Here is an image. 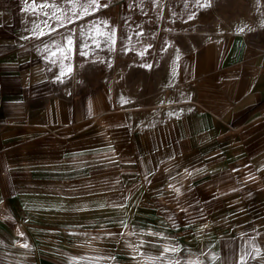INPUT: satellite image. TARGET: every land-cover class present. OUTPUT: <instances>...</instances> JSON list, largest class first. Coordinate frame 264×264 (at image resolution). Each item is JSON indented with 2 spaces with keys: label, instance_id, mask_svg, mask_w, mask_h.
Here are the masks:
<instances>
[{
  "label": "crops",
  "instance_id": "obj_1",
  "mask_svg": "<svg viewBox=\"0 0 264 264\" xmlns=\"http://www.w3.org/2000/svg\"><path fill=\"white\" fill-rule=\"evenodd\" d=\"M90 3L0 0V264H15L27 226L130 201L186 255L200 248L185 264H264V5L192 37L170 65L182 106L149 118L107 73L82 75L119 68L106 53L97 64L98 41L112 53L132 37L123 7Z\"/></svg>",
  "mask_w": 264,
  "mask_h": 264
},
{
  "label": "rangeland",
  "instance_id": "obj_2",
  "mask_svg": "<svg viewBox=\"0 0 264 264\" xmlns=\"http://www.w3.org/2000/svg\"><path fill=\"white\" fill-rule=\"evenodd\" d=\"M113 4L115 18L124 8L128 23L120 31L132 37L118 41L112 53L98 41L100 59L96 62L105 64L106 53L107 62L111 57L119 68H82V75H92L94 70L97 76L107 73L128 92L124 96L134 111L149 118H169L183 104V94L173 88L171 66L176 53L189 48L191 38L202 31H223L234 15L253 16L264 0H113ZM124 43L129 47H123ZM96 215L81 218L77 224L25 227L18 236L27 247L17 250L15 264H185L190 255L194 259L199 254L198 247L188 256L177 247L174 235L147 202L130 201L111 214L108 210ZM171 247L181 251L163 252ZM20 252L26 257H20Z\"/></svg>",
  "mask_w": 264,
  "mask_h": 264
},
{
  "label": "snow or ice",
  "instance_id": "obj_3",
  "mask_svg": "<svg viewBox=\"0 0 264 264\" xmlns=\"http://www.w3.org/2000/svg\"><path fill=\"white\" fill-rule=\"evenodd\" d=\"M68 2H69V3H74L75 0H68ZM91 4H96V7H97V8L99 7V4L97 3V0H91V3H90L89 6H91ZM45 6H47V5H45ZM202 6H203V5H202ZM83 14H84V15L90 14V13L88 12V7H84ZM79 18H80V17H77V19H79ZM68 22H69V23H72V22H74V21H73L71 18H69V19H68ZM62 26H63V25H62ZM42 35H43V33H42ZM67 43H68V45H69V50H73V49H72L73 41L71 40V38L68 39ZM80 55H81V56H87V53H86L85 51H83V49H82L81 52H80ZM146 67H151V66L146 65ZM69 71H70V69H69ZM62 75H63V73H62ZM58 79H59V77H58ZM25 247H27V245H25ZM141 247H142V245H141ZM177 251H181V250H179V249H177V248H175V247H171V248H165V249H163V252H164V253H168V252L175 253V252H177ZM162 258H163L162 256H161V257H157V259H162ZM169 264H179V261H176V262H171V261H170ZM242 264H244L243 261H242Z\"/></svg>",
  "mask_w": 264,
  "mask_h": 264
}]
</instances>
